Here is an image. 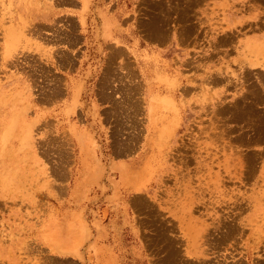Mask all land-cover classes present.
Masks as SVG:
<instances>
[{"label":"rangeland","instance_id":"1","mask_svg":"<svg viewBox=\"0 0 264 264\" xmlns=\"http://www.w3.org/2000/svg\"><path fill=\"white\" fill-rule=\"evenodd\" d=\"M98 1L130 31L74 118L64 23L0 0V264H264V0Z\"/></svg>","mask_w":264,"mask_h":264},{"label":"crops","instance_id":"2","mask_svg":"<svg viewBox=\"0 0 264 264\" xmlns=\"http://www.w3.org/2000/svg\"><path fill=\"white\" fill-rule=\"evenodd\" d=\"M6 2L15 12V22L18 21L19 16L20 19L33 26L64 23V27L57 30V33L64 37L58 38L57 41L62 40L67 44V52L74 54V66L69 68L70 71H61V73L72 75L70 90L74 92V118H91V101L82 100L80 94L86 93L87 95L94 86L95 78L99 75L107 57L106 46L113 43V40L126 45V36L130 29L126 30L129 26L124 22V17H120L117 12L108 9V5L98 0H6ZM69 21L74 22V30L68 27ZM133 44L136 51L137 48L141 49V43L137 47L136 32ZM130 46H133L132 43ZM58 52H62L61 47ZM80 110L82 114L79 113ZM87 165L88 163H84L85 168ZM71 223L75 224V238L79 240L74 248L75 251L53 249L41 238L49 252L78 256L77 251L84 235V228L77 219L72 217L64 221V224Z\"/></svg>","mask_w":264,"mask_h":264},{"label":"bare ground","instance_id":"3","mask_svg":"<svg viewBox=\"0 0 264 264\" xmlns=\"http://www.w3.org/2000/svg\"><path fill=\"white\" fill-rule=\"evenodd\" d=\"M16 34H18V33H13V35L15 36ZM19 35V34H18ZM17 37V36H16ZM10 40H11V38L10 37H8ZM14 39H15V37H13ZM12 38V39H13ZM18 38V37H17ZM11 41H15V40H11ZM10 64V63H9ZM12 64V63H11ZM52 226V225H51ZM55 228V227H54ZM57 228V227H56ZM49 230H50V228H49Z\"/></svg>","mask_w":264,"mask_h":264}]
</instances>
